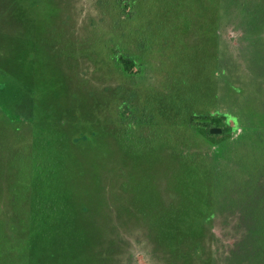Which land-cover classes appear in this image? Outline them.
I'll list each match as a JSON object with an SVG mask.
<instances>
[{
    "label": "rangeland",
    "instance_id": "obj_1",
    "mask_svg": "<svg viewBox=\"0 0 264 264\" xmlns=\"http://www.w3.org/2000/svg\"><path fill=\"white\" fill-rule=\"evenodd\" d=\"M0 264H264V0H0Z\"/></svg>",
    "mask_w": 264,
    "mask_h": 264
},
{
    "label": "trees",
    "instance_id": "obj_2",
    "mask_svg": "<svg viewBox=\"0 0 264 264\" xmlns=\"http://www.w3.org/2000/svg\"><path fill=\"white\" fill-rule=\"evenodd\" d=\"M208 120H213V119L208 117V116H194V117L191 118V122L192 123L198 122V124H202L204 126H206V122Z\"/></svg>",
    "mask_w": 264,
    "mask_h": 264
},
{
    "label": "water",
    "instance_id": "obj_3",
    "mask_svg": "<svg viewBox=\"0 0 264 264\" xmlns=\"http://www.w3.org/2000/svg\"><path fill=\"white\" fill-rule=\"evenodd\" d=\"M210 133L217 135V134H221L222 133V130L220 128H212L210 130Z\"/></svg>",
    "mask_w": 264,
    "mask_h": 264
}]
</instances>
